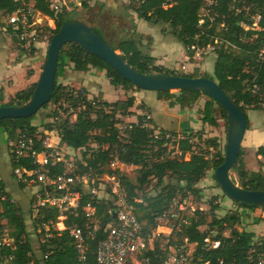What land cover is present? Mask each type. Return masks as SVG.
I'll return each instance as SVG.
<instances>
[{
  "label": "trees",
  "instance_id": "trees-1",
  "mask_svg": "<svg viewBox=\"0 0 264 264\" xmlns=\"http://www.w3.org/2000/svg\"><path fill=\"white\" fill-rule=\"evenodd\" d=\"M33 1L38 10L55 21V27L45 26V30L51 33L50 40L64 23L75 18L72 14L75 11L68 13L65 9L59 12L52 9L51 0ZM131 2L128 8L136 12L139 18L152 24H168L171 27V32L186 48L195 42H214L215 35H219L224 41L215 51L216 60L213 74H189L156 65V58L141 49L136 31L130 37L121 39L117 45H113L103 36L99 28L93 27L95 31L105 37L115 50L120 51V55L129 64L139 72L147 74L165 73L189 77H210L219 83L246 115L249 108L264 111V0H218L214 7L213 21L210 19L205 21L206 33H203L199 23L204 0H132ZM17 6L18 4L14 0H0V11L3 14L12 13ZM256 15L261 16L260 29L252 28ZM222 24L224 25L222 26ZM134 26H136L135 23ZM246 26L250 28H246ZM42 34L43 32L41 36ZM189 52L192 54V51ZM71 64L77 71H88L91 68L105 71L110 83L115 87L134 91L142 89L124 78L101 57L77 43H66L60 50L56 83L50 102L67 101L70 106L64 109V113L75 109V119H72L70 115L63 117L58 113V110H55L50 116L55 117L56 120L46 124L45 128L57 129L62 144L73 149H87L84 151V159L89 166L97 167L100 173L106 172V169H100V167L106 165L111 154L116 150L120 152L119 156L124 161L139 166L137 180L133 181L128 176H123L121 177L122 184L128 192L129 201L135 206L139 220L143 222L144 234L151 235L157 226L155 220L157 215L170 207L175 199L179 197L180 200H183L190 195L201 199L202 189L198 187V183L206 176L210 168L216 169L224 162L226 146L222 151L219 149L218 138H213L208 139L207 142L216 150L215 153L208 150L198 151L195 149V142L191 141V138L195 137L194 134L192 131H185V138L179 141L182 155L169 157L166 155L167 147L164 145L166 140L157 141L154 139L151 135L152 130L142 126L143 116L141 114L138 115L139 123L133 124L132 128L126 132L128 141H121L118 137L116 116L118 113L125 116L131 115V108L136 103V96L131 94L126 99L108 101L99 96L90 99L87 93L84 94L80 91L75 94L74 89L66 91L68 86L58 80ZM36 84L37 81L18 91L7 105H21L27 102L32 96ZM157 92L160 98L169 100L170 106L179 104L182 110L193 106L202 97H206L203 121L216 125L215 114L217 111L227 119L224 107L214 98L199 90L184 88L179 90L178 95L170 90ZM62 106L59 108H63ZM148 110L150 111L149 108ZM35 116L1 119L0 134L6 135V143L8 137H14L19 129L37 130V125L32 123ZM247 119V129H249L248 115ZM92 144L93 150L89 153L88 150ZM199 150L202 148L199 147ZM186 153L191 154L190 160L185 159ZM257 154H261L264 158V145L258 147ZM19 164L28 169L35 167L30 157L23 159L18 164L12 162V167ZM234 172L237 173L239 184L242 187L264 190V174L260 169L250 170L247 168L243 147H241L238 165ZM13 175L16 177L14 173ZM152 180L156 181L158 190L155 194L148 195L145 189ZM20 185L25 186L24 184ZM0 194L3 195L0 219H7L17 243V247L13 251L15 258L8 264H81L78 261L73 238L69 231L65 230L58 234L54 229L59 215L56 207L50 205L39 207L35 223L42 226L47 225L49 230L47 232L43 230V233L51 235L45 237V242L40 244V253L36 254L30 239L25 213L6 191L5 184L1 179ZM215 200H217L216 197ZM86 201L87 196L85 195L82 205ZM214 202V200L211 201L209 212L211 220H208V214L203 209L196 210L181 231L169 234L166 248L162 247L157 240L155 246L144 251L141 257H149L148 264H160L168 256L169 246L180 245L185 238H188L190 243L195 244V249L191 253L192 260L195 262L256 264L260 254L264 253V236H257L253 231L238 229L237 224L240 223V216H235V214L218 216L217 210L220 209V205L218 202ZM234 202L245 208H264L256 204L243 205L238 201ZM113 207L114 204L111 200H102L98 205V214L102 225L113 219V214L109 212ZM73 220L81 222L80 217L73 215H70L66 222L69 225ZM204 226L208 228L203 229ZM226 229H231L230 235L224 233ZM101 237L102 232L100 231L97 238L89 242L88 260L91 263L95 261V252ZM207 238L212 242L218 241L219 246L213 247L206 241ZM9 252L6 251V254ZM46 254L48 257H45Z\"/></svg>",
  "mask_w": 264,
  "mask_h": 264
},
{
  "label": "built area",
  "instance_id": "built-area-1",
  "mask_svg": "<svg viewBox=\"0 0 264 264\" xmlns=\"http://www.w3.org/2000/svg\"><path fill=\"white\" fill-rule=\"evenodd\" d=\"M63 1L64 3L62 0H51L52 9L57 12L65 9L66 12L72 13L74 6L69 5L65 0ZM84 1L91 2L90 0ZM14 2L18 6L15 11L5 15L6 24L3 30L16 38L19 44L29 48L40 42L43 29L42 20L48 18L51 22L48 23L51 28L55 27V21L38 10L33 0H14ZM76 2L80 3L78 0ZM217 3L218 0H204L199 22L203 33H206V26H204L206 19L213 21L214 7ZM254 19L252 28L260 29L261 16L256 15ZM246 28L250 27L246 26ZM214 38V42L192 43L187 47V50L192 51L194 58L201 62L205 54L216 51L224 41L219 35H215ZM58 113L62 115L60 110ZM141 115L143 116L142 126L152 130L151 135L155 140L165 139L167 148L169 144H174L173 149H169V156H181L183 152L179 148V141L185 138V135L173 133L157 126L148 109ZM137 123L139 120L118 126L119 139L127 142V130H130L132 125ZM56 130L45 128L41 131L38 128L35 131H30L25 128L19 129L14 137H8L6 144L11 161L18 164L23 159L30 157L35 165L31 169L20 164L13 167V173L18 182L25 186L41 185L43 194L36 195L38 206L50 205L58 209L59 215L54 229L58 234L65 230L69 231L73 238L78 261L81 264H148L149 257L143 258L141 254L148 248L152 249L155 246L156 238L163 234L160 228L164 227L169 230L168 234H171L175 231H181L183 226L188 224L190 217L188 198L175 199L170 207L159 213L155 219L157 226L151 235L146 236L143 222L139 220L134 204L129 201L128 192L123 186L121 178L139 166L124 161L119 156L120 152L116 150L115 153L111 154L106 165L100 167V169H106V172L100 173L97 167L89 166L83 158L80 162L75 161L72 154L87 149H73L62 144L59 131ZM92 148L93 145L88 150L89 153L93 150ZM186 154L189 155V153ZM85 195L87 201L82 205V199ZM1 199H3L2 194H0V211H2ZM102 200L113 202L114 207L109 212L116 215L105 225H102V220L98 214V205ZM70 215L80 217L81 222L73 220L68 225L66 219ZM47 228L49 229L48 226ZM100 231L102 237L97 244L95 261L91 263L88 260L89 242L97 238ZM50 235L47 234L46 236ZM45 240L44 237L41 243ZM206 241L209 243L208 238ZM189 243L188 238H185L182 244L175 245L172 248V253L169 252L160 264H210L209 262L198 263L193 261L188 249ZM219 244L218 241H213L212 246L217 247ZM16 247V239L7 219H0V264H8L14 260L13 251ZM6 251L10 252L6 254ZM45 257H48V254ZM256 264H264V253L260 254Z\"/></svg>",
  "mask_w": 264,
  "mask_h": 264
},
{
  "label": "rangeland",
  "instance_id": "rangeland-1",
  "mask_svg": "<svg viewBox=\"0 0 264 264\" xmlns=\"http://www.w3.org/2000/svg\"><path fill=\"white\" fill-rule=\"evenodd\" d=\"M69 5L74 6V13H72L75 16V19L85 20L88 24H90L93 27L99 28L103 36H105L110 43L113 45H117L118 42L121 39L130 37L133 33H135L136 26H134V23L132 21V18L137 15L136 12H134L132 9L128 8L130 3H132V0H90L91 2L88 3L84 0H78L80 3H77L76 0H65ZM64 3V1L62 0ZM81 7V9H80ZM6 14H3L0 11V31L3 35L4 39L8 41V49L13 53V57L10 58L11 62L22 60L24 62L23 65V72L22 76L20 75V69L12 70V73L14 74V78L16 79V83L20 85L19 88H22L21 86H25L23 82H25L28 78L33 76L30 81H38L39 77L42 73L43 66L45 64V61L47 59V51L50 44V31L45 30V26H49L48 23H51L48 18H44L42 20V36L40 37V42L38 44H35L29 48L24 47L23 45L19 44L17 39L14 38L12 35L8 34L3 30L6 20ZM162 25V31H170L171 27L164 23ZM50 27V26H49ZM139 29H142L144 32L149 33H155L158 29H160V26H154V24L147 22L143 19L139 21L138 24ZM133 30V31H132ZM182 44V43H181ZM183 45V44H182ZM118 52H120L117 49ZM9 57V53L7 52H0V74L8 73L10 70H8L6 63L7 58ZM211 57V59H210ZM216 57L215 51H210L209 53L204 55L203 60L201 62L197 63L198 65L193 66L192 68H189L191 70L187 69H181L178 71H186V73L189 74H200L205 75L207 73L213 74L214 72V59ZM216 60V59H215ZM11 64V63H9ZM5 66V67H4ZM70 66V65H69ZM247 68V66H246ZM73 71L75 70L73 67L71 68ZM96 69V68H94ZM99 71L98 69H96ZM68 72V71H67ZM185 73V72H184ZM74 75V74H73ZM60 80V79H59ZM58 80V81H59ZM86 79L85 76H79L75 81H73V84H68V88L66 91L74 89V91H80L84 94L87 93L88 98L92 99L93 97L99 96L102 97V94L99 92V95L93 94L92 96H89V93H91L88 88H93L94 93H97L99 91L98 83H96L95 80H89L88 86H82V84H78L76 82H84ZM101 81V80H100ZM31 82H29L30 84ZM61 83V82H60ZM23 84V85H22ZM63 84V82H62ZM115 86H113L108 80L103 79L102 80V90L104 92L110 93L111 89H113ZM97 88V89H96ZM121 88V87H119ZM143 90V89H142ZM147 91L148 94L154 95L155 91L150 90H144ZM173 93L178 95L180 92L179 90H171ZM134 90H125V94L120 99H126L131 94H133ZM137 97V96H136ZM13 97H11L12 99ZM109 98L113 99L116 98V96H110ZM119 99V100H120ZM108 100V99H104ZM207 98L202 97L196 104L186 109V112L188 113V122L191 123V127L189 126L185 130H173L174 132L185 135V131H192L194 134V138H191V141L195 142L196 146L195 149L198 151H205L208 150L211 153H215L216 150L213 148V146L209 145L207 140L218 138L219 143V149L222 151L224 150L226 143H227V134H228V121L225 119L220 112H216L217 117V124L212 125L208 122L203 121V115H204V106L206 103ZM10 101V100H9ZM110 101V100H108ZM137 101V98H136ZM169 103V100L167 101ZM61 103V104H60ZM7 105V103L5 104ZM60 105L63 108H59ZM70 105L67 101L59 102V103H53L50 102L48 105L43 106L38 113L35 116V119L32 121L33 124L37 125V127L42 131L45 129V125L48 123H53L55 121V117H52V113L55 110H60L62 112L63 117L70 115L72 119H75V109H71L69 112L64 113V109L68 108ZM137 107H142L140 111H138L139 115L143 112L147 111L148 106L144 103V101L138 100L134 107L131 108V115H121L117 114L116 119H118L117 126H123L126 125L132 121L137 120ZM155 108V107H154ZM250 109V108H249ZM156 112V118L161 120L163 124L167 126H171L173 124V119L166 116L162 111L158 110V107L154 109ZM78 111V109H77ZM150 113H152L150 111ZM252 113V111L250 112ZM132 114H135L134 116ZM61 115V116H62ZM43 118V120H42ZM56 130V129H54ZM57 131V130H56ZM55 131V132H56ZM93 145V144H92ZM92 145L90 147H92ZM165 145V144H164ZM174 144H169L166 155L169 156L168 152L169 149H173ZM199 147L202 148V150H199ZM75 161H79L83 158L84 159V150L81 152H76L72 154ZM173 156V155H172ZM171 157V156H169ZM185 159L190 160L191 155L185 154ZM264 162H248L246 163V166L248 169H258L262 171L264 174ZM0 169L2 171L3 176L7 175V177L11 180L13 183V187H15V192H20L21 187H19L18 182L13 177V167H12V161L11 156L7 147L6 142L4 141V135L0 134ZM139 168L133 169L127 173V176L133 180H137V176L139 175ZM232 177L235 179V181L239 184V177L236 172L232 171L231 173ZM10 186V185H9ZM34 186L37 187V190L32 193L28 192L29 194L24 195L23 192V198L20 200H16L17 204L20 205V207L23 209L25 216H26V223L28 227V231L30 233V239L33 243L34 252L36 254L40 253V244L46 235L43 233V230L46 232L49 230L47 226H42L41 224L35 223V217L39 211L38 206V198L36 195L43 194L42 187L39 184L31 185L30 188ZM28 187V186H27ZM198 187L202 189V197L201 199H198L192 195L188 196V206H189V216H192L196 210L203 209L208 214V220H211V216L209 214L210 208H211V201L214 200L219 203L220 209L217 210L218 216H225L226 214H231L235 216H240V223L237 224L238 229H247L248 231H258L261 232L262 224H264V208L258 207L254 209L241 207L239 204L235 203L232 199H230L221 189L219 186L216 178H215V169L210 168L207 171L206 176L198 183ZM17 190V191H16ZM156 188V181L152 180L149 186L145 189V192L148 195L155 194L157 192ZM16 195H13V198H15ZM215 197L217 200H215ZM177 199H180L179 197ZM259 220V221H258ZM169 225V224H168ZM55 226V225H54ZM260 226H262L260 228ZM254 227V228H250ZM257 227V228H256ZM55 228V227H54ZM203 229H207V226L202 227ZM161 231H163V234L161 236H158L155 240V243L157 240H159L162 247L166 248V245L168 243V236H169V230L165 229L164 227L160 228ZM224 233L226 235L231 234V229L224 230ZM175 239L177 237L175 236ZM212 241L209 239V244L212 245ZM175 246H169V252L172 253V248ZM189 252L192 253L195 249V244L189 243L188 245Z\"/></svg>",
  "mask_w": 264,
  "mask_h": 264
},
{
  "label": "water",
  "instance_id": "water-1",
  "mask_svg": "<svg viewBox=\"0 0 264 264\" xmlns=\"http://www.w3.org/2000/svg\"><path fill=\"white\" fill-rule=\"evenodd\" d=\"M69 42L79 44L89 52L101 57L124 78L143 90L165 91L184 88L199 90L219 102L227 113L228 134L224 162L215 169V177L222 191L233 201L243 205L256 204L264 207V190L244 188L231 173L238 165L242 142L247 130V115L230 98L219 83L207 76L189 77L165 73H141L129 64L93 26L80 19L64 23L51 40L47 59L30 99L21 105H0V120L5 118L31 117L51 100L55 88L59 54ZM115 214L113 217L115 218Z\"/></svg>",
  "mask_w": 264,
  "mask_h": 264
},
{
  "label": "crops",
  "instance_id": "crops-1",
  "mask_svg": "<svg viewBox=\"0 0 264 264\" xmlns=\"http://www.w3.org/2000/svg\"><path fill=\"white\" fill-rule=\"evenodd\" d=\"M130 18H132L133 23H135L136 25L137 40L139 41L141 49L156 58V65L164 66L170 69H175L177 71L181 69L191 70L189 68L198 65L197 63H199V61H197V59L194 58L193 53L191 54V52H189L187 48L181 44V42L171 32V30L168 32V31H164L163 29L162 31L161 24L164 23L154 24V26H160V29H158L155 33H149L142 31V29H139L138 27L139 21L142 18H139L138 15H135V17H130ZM7 51L9 53V57L7 58V63L5 66H7L8 70L10 71L2 75L0 74V105H5L6 103L9 102V100H11V97L15 96V94L18 91L30 86L33 82H35V81H30L31 78H33V76H31L25 82H23L25 86H21L22 88H19L20 85H18V83L15 84L16 79L13 77L14 74L12 73V70L20 69L19 73L22 76L24 62L22 60L11 62L10 58L13 57V53H11V51L8 49V41L4 39L0 31V52H7ZM215 59H214V63H215ZM72 67L73 65L71 64L66 68L64 73L59 77L60 79L59 82L61 83L63 82L64 85L68 86V84L71 83L73 84V81H75L79 76H85L86 79L88 78V80H85L84 82H76V83L82 84V86H88L87 84L89 80H95L96 83L99 84L98 87H100L97 93H94L95 90L93 91V88L91 89L88 88V90L91 92L89 93V96H92L93 94L99 95L100 92L104 99H108L110 101H116L119 100L125 94V90L119 87H114L113 89H111L110 93L104 92L102 90V80L106 79L110 82V79L107 77L105 71H100V70L97 71L94 68H91L88 71H77V70L73 71L71 69ZM183 72L186 73V71ZM29 82L31 83L29 84ZM155 92L156 93L154 95H150L147 93V91L141 90V91H135L133 94L137 96L136 97L137 101L143 100L144 103L148 106V108L152 112L153 121L157 126L170 131L185 130L186 128H188L191 125V123L188 122L189 118L186 109L182 110L179 104H176L173 107L170 106V104L167 102L168 101L167 99L160 98L158 92L157 91ZM109 95L110 96L112 95L114 97L116 96V98L111 99L109 98ZM157 107L158 110L162 111L166 116L173 119V124L171 126H167L163 124L161 120L156 118V112L154 109H156ZM140 109H141L140 107H137V115L132 114L133 116L135 115L137 117L136 118L137 120L139 115L138 111H140ZM251 111L252 113H250ZM247 115L250 121V128L246 130V134L242 142V147L244 148V159L246 163L248 162L260 163L264 161V158L261 154H257V149L259 146L264 145V111L249 109L247 111ZM4 141L6 142V135H4ZM259 169L260 168L253 170H259ZM13 177L18 182L17 178L14 175ZM0 179L4 182L5 189L10 193L12 198L13 195H16L15 198H13L14 201L22 199L23 192L24 195H26L29 194L28 192L34 193L37 190V187L34 186H32L31 188L29 186L22 187V185H20V183L18 182L19 187H21L22 189L18 193L15 192V187H13L12 185L13 183L7 177V175L3 176L1 169H0ZM262 226H264V224H262ZM262 226H260V228ZM250 228H254V227H250ZM261 229L264 230L263 227ZM253 232H255L257 236H264L263 231L261 232L253 231Z\"/></svg>",
  "mask_w": 264,
  "mask_h": 264
}]
</instances>
